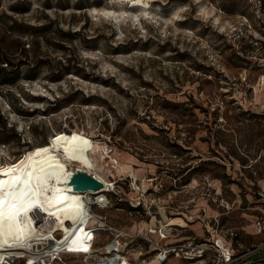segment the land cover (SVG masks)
Returning <instances> with one entry per match:
<instances>
[{"label":"rangeland","instance_id":"1","mask_svg":"<svg viewBox=\"0 0 264 264\" xmlns=\"http://www.w3.org/2000/svg\"><path fill=\"white\" fill-rule=\"evenodd\" d=\"M199 1L147 0L149 17L131 20L125 0H0V179L57 131L111 146L115 163L98 174L113 190L88 208L92 255L122 230L118 251L150 262L166 241L148 232L178 215L187 240L260 244L239 235L264 186V85L250 45L262 32L243 0Z\"/></svg>","mask_w":264,"mask_h":264},{"label":"bare ground","instance_id":"2","mask_svg":"<svg viewBox=\"0 0 264 264\" xmlns=\"http://www.w3.org/2000/svg\"><path fill=\"white\" fill-rule=\"evenodd\" d=\"M125 1L136 9L131 20L149 17L145 15L146 0ZM199 11L205 12L202 4ZM100 144L91 137L79 138L66 131H57L45 143L5 163L6 176L0 179V264H17L26 251L33 254L30 262L37 260V264H50L51 259L63 251L73 253L69 255L92 252L96 235L89 226L93 219L87 200L113 187L98 174L106 158L100 151ZM73 166L76 171L93 174L103 187L97 191H70L65 184L74 172ZM31 212L36 214V221ZM118 247V243H107L105 253L94 257V264H131ZM138 255H134L135 260ZM136 264L158 262L152 259Z\"/></svg>","mask_w":264,"mask_h":264},{"label":"built area","instance_id":"3","mask_svg":"<svg viewBox=\"0 0 264 264\" xmlns=\"http://www.w3.org/2000/svg\"><path fill=\"white\" fill-rule=\"evenodd\" d=\"M147 1V0H146ZM245 4L248 6L251 16H252V25L251 28L253 30L257 29L258 31L262 32V36L260 39H254L250 42V45L256 51L253 56H251L252 60L260 61L259 68L261 69L260 73L257 76V81L259 85H264V0H243ZM260 50V52H259ZM101 153L106 156L107 159L110 160L111 163H115V158H113L114 152L111 146L108 144H104L101 146ZM88 174V173H87ZM93 175V174H89ZM113 187L109 190L102 192L99 195H91L93 197L87 201V208L90 205H98L103 204L107 201L105 194L111 192ZM255 195L257 197H264V190L256 191ZM140 205V202L134 204L133 207H137ZM31 217L36 221V214L31 212ZM216 221V220H215ZM264 220L261 222H256L257 229L260 231L262 227H264ZM154 232H148L150 234H157L158 239L163 241L167 240L172 236H182L184 232L183 228H174L173 226H168L166 223L159 224V227L155 230L152 229ZM94 229L93 232H95ZM115 239L111 242L118 243L120 247V240L127 235L122 230H115ZM228 235L230 237H236L237 233L234 231H229ZM110 242V243H111ZM256 249L264 248V243L258 244ZM154 259L158 262V264L165 263L169 258H174L180 260L182 262L187 263H194V264H256L255 261L248 259L249 254L252 250H234L231 251L226 250L225 248L219 246L213 241H203V242H196L194 240H187L185 237L175 240L171 243H166L165 245L158 246L154 249ZM93 252V251H92ZM92 252L84 253L80 256L84 257V261H87L86 264H94L97 255H92ZM61 254H73L69 253L68 251H63ZM32 253L26 251L24 255L19 259L17 264H37V260L30 262V257H32ZM60 259V256L57 260ZM6 264H11V262H6ZM85 264V262H84Z\"/></svg>","mask_w":264,"mask_h":264},{"label":"crops","instance_id":"4","mask_svg":"<svg viewBox=\"0 0 264 264\" xmlns=\"http://www.w3.org/2000/svg\"><path fill=\"white\" fill-rule=\"evenodd\" d=\"M262 86V85H261ZM119 172V170H118ZM258 190H264V186H258L257 189L253 192V194L250 196V200H248L246 206H245V211L243 213L244 215V225H240V231H242V235H239L240 238L244 237L245 240H257L260 241L259 243H264V227H262V229L259 231L257 229L256 226V222H261V220H264V197H257L255 195L256 191ZM226 204V208L227 211L229 210V212L227 214H231L232 211V207L235 205V201H232L231 203H229L228 201L225 202ZM248 217V218H246ZM229 223V219L226 218H222L220 221H225ZM163 223H167L170 225H173L174 228H187V221L185 222L184 217L182 218L180 215H178L177 217H170V218H166L164 217L163 219ZM222 224V222H221ZM264 225V224H262ZM232 226V224H231ZM234 226V225H233ZM184 236H181L179 238H177V236H172L170 238H168L167 240H163L166 241V243H171L175 240H179ZM238 239V238H237ZM210 241L207 240V242ZM213 242H215L216 244H218L219 246L225 248L226 250L231 251L232 249H234V245L232 243V240H230V242L226 241L225 239L219 237V236H215L214 240H211ZM210 241V242H211ZM257 245H253L252 246V252L249 254L248 259L255 261L256 264H264V248L262 249H256ZM175 262H182L180 260L174 259V258H169L166 262H168L169 260H172ZM165 262V263H166ZM174 263V262H171ZM164 264V263H163Z\"/></svg>","mask_w":264,"mask_h":264},{"label":"water","instance_id":"5","mask_svg":"<svg viewBox=\"0 0 264 264\" xmlns=\"http://www.w3.org/2000/svg\"><path fill=\"white\" fill-rule=\"evenodd\" d=\"M65 186L66 188H70V191L78 192L87 190L97 191L103 187V184L93 175L75 171L69 176Z\"/></svg>","mask_w":264,"mask_h":264},{"label":"trees","instance_id":"6","mask_svg":"<svg viewBox=\"0 0 264 264\" xmlns=\"http://www.w3.org/2000/svg\"><path fill=\"white\" fill-rule=\"evenodd\" d=\"M4 127V124H2V128Z\"/></svg>","mask_w":264,"mask_h":264}]
</instances>
